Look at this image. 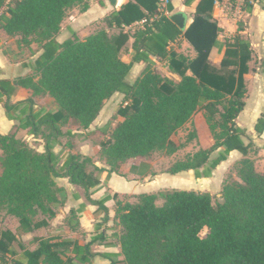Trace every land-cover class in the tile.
<instances>
[{
	"label": "trees",
	"instance_id": "1",
	"mask_svg": "<svg viewBox=\"0 0 264 264\" xmlns=\"http://www.w3.org/2000/svg\"><path fill=\"white\" fill-rule=\"evenodd\" d=\"M191 1L185 0V4ZM220 1L197 0L184 30L160 9V0L126 2L107 19L108 25L120 28L142 22L131 35L134 55L126 63L121 49L130 34L123 29L116 33L99 29L83 39L73 35L62 42L56 40L66 10L74 5L84 10V0H0V28L8 36L18 35L26 45L38 43L41 49L33 61V73L16 83L34 95L48 94L58 107L55 112L35 113L30 97L10 103L15 82L0 79V102L7 116L45 139L40 152L15 132L0 133V208L19 220L15 233H1L0 264H7L13 254L10 246L16 235L47 224L45 219L34 222L38 211L54 214L50 204L58 202L59 192L55 178L67 177L91 203L102 208L107 198L97 201L90 193L99 185L104 168L79 152L69 153L59 165L51 143L60 133L59 125L87 128L115 93L124 96L125 104L120 105L115 125L99 143V156L109 172L129 158L161 150L172 153L193 140L199 147L172 162L167 172L192 169L196 177L207 176L232 150L243 158L236 178L223 185L221 201L215 205L209 192L192 189L144 193L134 203L117 199L122 258L109 264H264V172L255 169L248 156L253 144L244 140L245 130L235 122L245 105L252 48L238 33L219 39L213 11ZM167 10H172L169 4ZM180 37L191 44L194 57L179 52ZM213 47L224 49L218 66L210 63ZM153 57L167 59V67L179 79L161 75ZM135 63H145V67L130 81ZM21 104L25 117L14 115ZM197 111H203L209 128L212 142L206 147L192 121ZM189 122L193 127L184 143L176 144L171 137ZM254 129H264V110ZM205 227L207 231L201 235ZM35 240L36 248L24 250L23 258L12 264L71 262L61 255L72 241L57 234ZM73 248L78 258L86 250L78 244Z\"/></svg>",
	"mask_w": 264,
	"mask_h": 264
},
{
	"label": "crops",
	"instance_id": "2",
	"mask_svg": "<svg viewBox=\"0 0 264 264\" xmlns=\"http://www.w3.org/2000/svg\"><path fill=\"white\" fill-rule=\"evenodd\" d=\"M84 1L86 3L84 10L80 9V5H74L66 10L60 30L55 36L56 40L62 42L67 38H71L72 35L83 39L99 29H105L109 33H116L120 29H123L129 32L130 37L121 49V59L126 63L131 62L134 55L132 48L133 37L131 35L142 24L135 22L130 26L120 28L114 24L108 25L107 19L123 4L134 0ZM255 1L253 6L248 5L245 7L244 12L245 15H250L251 18L253 14L258 15V23L263 26V29H259L257 33L253 30L248 40L251 46L264 47V9L262 8L264 3L260 0ZM160 2V9L167 16L173 13H180L183 18L189 17L191 21L192 12L197 0H193L189 4H185V0H160ZM258 2H260V6ZM167 4L172 7L171 11L167 10ZM213 16L215 17L214 11ZM218 26L220 25L218 24ZM221 26L225 28V25ZM227 30H229V27ZM229 32L231 33V31ZM257 34L259 37L255 38ZM19 38L18 35L8 36L0 28V79H8L15 82V89L9 96V101L10 103H16L30 97L33 99V105H31L33 112H55L58 107L53 98L48 94L39 93L34 95L29 88L16 83V80L19 78L33 73V61L41 51L38 43L32 42L26 45ZM180 38L179 52L190 58L194 57L196 52L191 44L184 37ZM223 50V47L221 49L213 47L210 51L209 59H211L212 54L215 52H219L220 59ZM152 59L153 62L160 60L154 57ZM144 66L145 63L133 64L129 72L131 78L135 79ZM262 73L264 74V71ZM164 76L170 78L175 77V80L179 79V76L174 73L168 74V72H165ZM257 90L258 88L253 89L250 100L245 101L244 108L237 116L235 122L237 126L245 130L244 140L251 141L253 144V152H255V155L252 158L255 169L264 172V129L261 132H256L254 129L256 120L264 110V84L259 90V93H257ZM2 100H5V96H2ZM107 102L101 108L95 120L87 128H81L70 123L67 125H59L60 133L51 143L53 146L52 150L59 160V165L62 164L64 158L69 153L79 152L90 157L95 165L104 168L99 174V185L93 188L90 193V197L97 201L107 198L103 202L102 208L99 209L96 204L91 203L84 196L83 190L79 186L71 184L67 177L55 178L59 192L57 193L58 202L56 204H50V209L54 214L50 215L49 212H37L34 217V222L45 219L47 224L31 230H24L22 234L16 235L17 239L10 246L13 254L9 255L7 264H12L13 261H18L23 258L24 250L31 251L35 249L38 245L35 240L36 238H46L52 234L60 235L62 238L72 241V244L64 250L65 253L61 255L64 261L68 258L71 262H65L64 264H109L111 260L122 258L119 242L121 225L115 214V202L117 199L134 203L140 194L157 193L165 190L192 189L211 193L214 189L221 187L226 178V173L234 162L243 158V155L239 151L232 150L227 155V158L221 161L207 176L196 177L192 169L183 170L174 174L167 172L172 162L185 155L180 152L188 149V146H192L191 148H193V145L196 144L193 140L179 147L175 152L162 153L157 159L153 158L156 152L147 156L129 158L120 163L116 171L109 172V166L99 156V143L101 141H99V135L102 133L103 138L107 137L108 131L117 121V114L116 117H110L111 113ZM50 103L53 105L50 106ZM23 106L24 104L19 105L14 111V115L25 117L26 113L21 114V107ZM198 114H201V111H197L193 117ZM193 122L198 129L201 145L204 147L209 146L212 141L209 136V131L204 128V120L196 118ZM11 132H15L16 137L22 138L37 151H44L45 139L41 135H34L28 129L20 128L17 119H10L7 116L3 101H1L0 133L8 134ZM174 135L171 139L178 144L174 139ZM195 146L194 150L199 147L198 145ZM251 152H249L248 156H250ZM200 171H203V167L200 168ZM18 225V218L1 207L0 236L5 230H10L15 233ZM75 244L86 248V250L79 254L86 259L85 261H80L79 259L81 257L78 258L75 255V250H73V245Z\"/></svg>",
	"mask_w": 264,
	"mask_h": 264
},
{
	"label": "rangeland",
	"instance_id": "3",
	"mask_svg": "<svg viewBox=\"0 0 264 264\" xmlns=\"http://www.w3.org/2000/svg\"><path fill=\"white\" fill-rule=\"evenodd\" d=\"M260 1L263 2L262 0H260ZM255 2H256L255 0H221L218 3V5L214 9V15L216 17L217 24L220 25L219 26L220 27L219 38L221 40L225 39V37H228V35L230 37H232L233 35H235L237 33L240 34L242 37L249 39L250 33L253 32V30L256 31V33H257V32H259V29H261V28L263 29V26L259 25V23H258V20H259L258 15L253 14V16L251 18L250 15L249 16L245 15V12H244L245 7H247L248 5L253 6V3H255ZM258 5L260 6V2H258ZM221 25H225V28H222ZM228 27H229V30H227ZM238 28H239V30H238ZM229 31H231V33ZM72 37H73V35H72ZM258 37H259V35L257 34V36H255V38H258ZM252 46H251V48H252V59L249 62V65L251 67V72H250V75L246 79V94L244 96L245 101H248V99L250 100V95L253 94V92H252L253 89L258 88L257 93H259V90L262 88V85L264 84V74L262 73L264 71V65L262 64L264 61V59H263L264 47L263 46H255V45L253 47ZM218 62H219V52H215L211 56L210 63H212L215 66H218ZM163 63H165V64H163ZM144 67H143V69H144ZM154 67L156 68V70L161 75L162 74L165 75V72H168V74L173 73L169 68H167V59L166 60L165 59L164 60H156L154 62ZM143 69H141V70H143ZM130 75L131 74L129 73L128 79L130 81H133L134 79L131 78ZM171 75H173V74H171ZM171 79H175V77L171 78ZM107 101L106 102H107V105L109 106V110L111 113L110 117L111 118H113V116L116 117V114H117L116 110H118L120 105L125 104L124 96L121 93H116V94H113L112 97L110 98V100L108 99ZM49 105L51 106L53 104L50 103ZM202 114H203V111H201V114H198L197 116L192 117V121H195L196 118L204 120V124H205L204 128L209 131V128H208V125L206 123L204 114L203 115ZM192 127H193L192 124L189 122V123L185 124L182 128H180L176 132V134L174 135V139L176 140V142L179 144L184 143L185 138H186V134ZM197 137L199 138L200 136L198 135ZM102 139H104L103 134L100 133L99 141L100 140L102 141ZM194 143H195V140H194ZM195 145H197V144H195ZM195 145H193V148H191L192 146H188L189 147L188 149L183 150L180 153L186 154L187 153L186 151L193 152L194 148L196 147ZM162 153H164L163 150L157 151L156 153H154L153 158L157 159L159 157V155H162ZM254 155H255V152L252 151L250 153L249 157L252 158V156H254ZM182 157H180V158H182ZM102 159L104 160L103 157H101V160ZM241 159H238L229 168V171L226 173L227 174L226 178H225L224 182L222 183L221 187L214 189L210 193V195L212 197V202L214 205L217 202L221 201V191H222L223 185L225 183L230 182V181L235 179L236 171L238 168V163L240 162ZM157 202H160V201H157ZM206 231H207V228L206 227L203 228V230L201 231V235H204L206 233Z\"/></svg>",
	"mask_w": 264,
	"mask_h": 264
},
{
	"label": "water",
	"instance_id": "4",
	"mask_svg": "<svg viewBox=\"0 0 264 264\" xmlns=\"http://www.w3.org/2000/svg\"><path fill=\"white\" fill-rule=\"evenodd\" d=\"M169 18L182 30H184L189 25L190 22L189 17L183 18V16L180 13H173L169 16Z\"/></svg>",
	"mask_w": 264,
	"mask_h": 264
},
{
	"label": "built area",
	"instance_id": "5",
	"mask_svg": "<svg viewBox=\"0 0 264 264\" xmlns=\"http://www.w3.org/2000/svg\"><path fill=\"white\" fill-rule=\"evenodd\" d=\"M141 24H142V22H140ZM128 26H130V25H128Z\"/></svg>",
	"mask_w": 264,
	"mask_h": 264
}]
</instances>
